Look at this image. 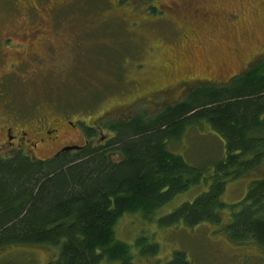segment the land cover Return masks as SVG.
Returning a JSON list of instances; mask_svg holds the SVG:
<instances>
[{
	"label": "rangeland",
	"instance_id": "1",
	"mask_svg": "<svg viewBox=\"0 0 264 264\" xmlns=\"http://www.w3.org/2000/svg\"><path fill=\"white\" fill-rule=\"evenodd\" d=\"M137 3L0 0L2 122L10 123L7 111L27 130L48 110L52 115L48 124L57 118L61 126V143L80 144V136L65 121H93L108 114L117 118L141 107L159 111L183 100L190 87L225 83L260 55L264 59V0H150L162 12L156 15L149 3L139 7ZM38 26L41 30L34 32ZM169 86L171 90H166ZM157 91L162 94L147 97ZM91 96L93 106L86 104ZM53 124L58 129L57 121ZM169 148L204 176L200 185L179 194L151 217L127 213L118 221L116 239L135 253L141 238H146V248L159 246L156 256L137 257L134 264H168L176 252L184 253L191 264H242L247 254L261 256L257 246L228 243L207 222L195 227L163 223L183 204L209 191L215 164L226 155L224 139L204 121L188 125ZM262 166L255 176L229 181L223 201L241 203L251 183L264 176ZM57 252L11 246L0 252V264H53ZM257 263L264 264V259Z\"/></svg>",
	"mask_w": 264,
	"mask_h": 264
},
{
	"label": "trees",
	"instance_id": "2",
	"mask_svg": "<svg viewBox=\"0 0 264 264\" xmlns=\"http://www.w3.org/2000/svg\"><path fill=\"white\" fill-rule=\"evenodd\" d=\"M137 1L138 7L149 3L151 14H162L155 1ZM94 101L95 96L88 97L86 104ZM202 121L224 139L226 155L215 164L209 191L163 223L220 226L230 212L229 238L264 249V176L251 183L241 203L228 205L222 199L229 181L255 176L264 164L263 60L225 84L195 87L183 101L154 115L137 111L127 120L109 121L105 127L114 136L104 146L44 163L0 158V252L11 246L54 248L53 264H134L137 257L156 256L159 246L146 248V238L136 242L139 253L118 241L116 225L127 213L151 217L201 184L203 171L188 165L169 144L179 141L188 125ZM168 264L191 263L176 252Z\"/></svg>",
	"mask_w": 264,
	"mask_h": 264
},
{
	"label": "flooded vegetation",
	"instance_id": "3",
	"mask_svg": "<svg viewBox=\"0 0 264 264\" xmlns=\"http://www.w3.org/2000/svg\"><path fill=\"white\" fill-rule=\"evenodd\" d=\"M40 30H41V27L38 26L34 32H39ZM262 56L263 55H260L258 60H256L253 63H250L248 67L245 69V71H241L239 73L234 74L227 82H229L233 77L242 75L243 73H245L252 65H255L256 63L260 61H263L264 59L261 58ZM225 83L216 84V85H222ZM203 84H206V83H202L200 85H203ZM185 85H188V83H186ZM195 87H192V88L190 87V89L186 91V97L193 91ZM166 90H171L170 86ZM166 90L162 92L166 93ZM161 94H162L161 91H157L147 97H150V99H153L157 95H161ZM147 101L151 102L152 100L148 99ZM181 101L175 102L173 104L179 103ZM173 104L170 103L165 106L173 105ZM154 108L153 107H148V108L141 107L140 109L135 110L133 113H130V115L127 113L117 118L109 116L108 114V115H105L104 118L103 116H101L100 118H97L93 121L86 120V119H78L75 122L65 121L68 123V125L71 128L75 129L74 132L78 133V135L80 136L81 141H82L80 144L79 143L78 144L76 143L62 144L61 143L60 141L61 138L59 135L61 126L59 125L57 118H56V121H57L58 129H54L53 127L55 126V124L53 123H55L56 121H53L51 122V124H48V121L50 117L52 116L48 110L42 112L43 114L41 118L33 119L35 122H32V123H37V124L28 126L26 128L27 130H24V128L20 126L23 124V122L19 121V118L11 117L9 113L6 111L7 109L6 110L4 109L11 120H10V123H8L9 125H6L0 119V158L8 160V159H14L17 156H21L24 159H28L32 163H44V162L56 159L58 157H62L63 155L76 156L88 147L98 148V147L104 146L108 140L113 138L114 133L109 131L105 127L106 124L109 123V121L113 120L115 122H118V121L127 120L131 118L132 115L137 111L139 112L144 111V112L150 113L151 115H154V113L156 112ZM4 110L2 109L3 112ZM59 118H62V117H59ZM3 121H6V120H3ZM15 123L18 124L19 126L14 127V125H16ZM33 127H36V128L34 129ZM42 149H44L45 152H43ZM38 155H40L41 157H39ZM111 159H113V157ZM114 159H118V156L114 157ZM232 225H233V218L230 212L226 214L225 219L220 226L212 224L213 227L216 226L214 228L217 230V233H220L221 236L228 243H231L233 245L250 244V245L257 246L258 248H260L258 245H255L254 243H251V242L250 243H240V242L232 241L229 238L228 233L226 232V230ZM260 249L263 253L261 254V256H258L257 254H252V255L247 254L246 256H244L246 257V263H242V264H258L257 260H263L264 259V249L262 248ZM250 260L252 261L249 263ZM170 262L171 263L173 262V258L171 259ZM232 262H234V257H233ZM111 264H121V263L118 262V263H111Z\"/></svg>",
	"mask_w": 264,
	"mask_h": 264
}]
</instances>
